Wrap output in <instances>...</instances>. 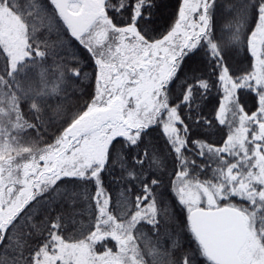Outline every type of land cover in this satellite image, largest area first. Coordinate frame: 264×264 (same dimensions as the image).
<instances>
[{"label":"snow or ice","instance_id":"obj_1","mask_svg":"<svg viewBox=\"0 0 264 264\" xmlns=\"http://www.w3.org/2000/svg\"><path fill=\"white\" fill-rule=\"evenodd\" d=\"M0 264H264V0H0Z\"/></svg>","mask_w":264,"mask_h":264}]
</instances>
